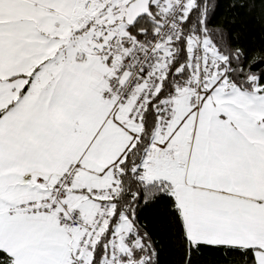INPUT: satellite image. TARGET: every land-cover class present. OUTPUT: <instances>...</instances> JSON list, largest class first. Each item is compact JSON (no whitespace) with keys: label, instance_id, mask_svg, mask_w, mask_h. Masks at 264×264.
Instances as JSON below:
<instances>
[{"label":"snow or ice","instance_id":"6c2138e0","mask_svg":"<svg viewBox=\"0 0 264 264\" xmlns=\"http://www.w3.org/2000/svg\"><path fill=\"white\" fill-rule=\"evenodd\" d=\"M219 8L0 0V264H161L146 207L175 264H264V41Z\"/></svg>","mask_w":264,"mask_h":264},{"label":"trees","instance_id":"16d2710c","mask_svg":"<svg viewBox=\"0 0 264 264\" xmlns=\"http://www.w3.org/2000/svg\"><path fill=\"white\" fill-rule=\"evenodd\" d=\"M231 2L232 0H220V8L215 18L212 20L213 25L220 24L227 20L229 22L227 27L232 30L234 36L237 33L239 34L241 43L258 44L264 41V29L261 28L258 22L259 8H257L254 14L244 11L241 15L234 18V10L230 11L229 9ZM140 215L143 222L148 223L150 227L155 225V229H159L161 233L158 237L160 239L158 247L160 249L161 264H175L179 258L178 254L175 252L176 246L166 235H163L164 223L157 219L158 210L152 207H146L142 209ZM231 259V256H225L221 252L206 250L201 264H226V262Z\"/></svg>","mask_w":264,"mask_h":264}]
</instances>
